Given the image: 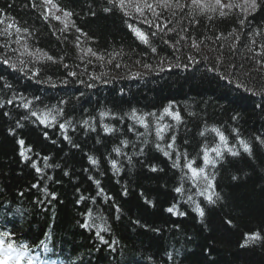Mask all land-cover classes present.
<instances>
[{
    "label": "trees",
    "instance_id": "trees-1",
    "mask_svg": "<svg viewBox=\"0 0 264 264\" xmlns=\"http://www.w3.org/2000/svg\"><path fill=\"white\" fill-rule=\"evenodd\" d=\"M55 2L74 13L75 27L61 32L63 24L45 20L32 0H0V31L9 23L26 30L19 44L14 29L10 39L0 36V45L8 44L0 47V59L7 57L18 68V61H25V71L0 63V103L5 104L0 108V231L12 233L14 245H29L27 251L61 256L55 257L61 264H264V240L241 247L248 234L264 236V147L255 139H264V68L255 63L261 59L255 53L264 51V9L243 26L236 16L209 20L198 15L193 21L189 8H158V20L146 12L149 20L168 26L150 36L153 53L129 25L149 34L156 29L131 9L126 16L118 9L105 13L104 7H111L106 0ZM25 43L29 52L40 50L62 63L22 54ZM87 48L103 59L85 55ZM228 65H243L249 75L237 80ZM241 81L257 94L237 88ZM22 97L33 102L30 110H51L49 126L29 116ZM9 99L13 104L6 103ZM169 105L180 121L164 114ZM133 111L146 119L147 129L131 118ZM165 125L161 140L157 131ZM105 126L115 131L106 133ZM213 128L241 153L225 152L215 167L203 161L204 149L211 159H216L211 148L224 151ZM20 139L31 149L30 161L19 155ZM239 140L252 145L253 156L243 152ZM117 147L120 155L113 151ZM177 161L179 167H173ZM188 161L214 177L216 203L206 198L211 189L199 194L206 183L192 179ZM179 186L183 193L174 191ZM174 204L184 215L167 212ZM197 205L205 211L203 218ZM97 225L108 229L100 235L109 244L100 242Z\"/></svg>",
    "mask_w": 264,
    "mask_h": 264
},
{
    "label": "snow or ice",
    "instance_id": "snow-or-ice-1",
    "mask_svg": "<svg viewBox=\"0 0 264 264\" xmlns=\"http://www.w3.org/2000/svg\"><path fill=\"white\" fill-rule=\"evenodd\" d=\"M107 5H110L111 7H104L103 11L105 13L112 12L113 9H118L121 12L124 13V15H129V10L131 9L134 11L137 15H139L142 18V22L147 24L149 28H155V32L146 33L142 31L140 28L134 27L132 25H129V28L131 29L132 33L138 38V40L144 44L145 46H148L151 48V51L153 53L156 52V48L152 46L150 36H156L159 32L163 31L164 29H167V24H159L155 23L153 20H149L146 16V12L151 13L154 18L157 20L159 19L161 12H158L157 9H161L162 11H167V10H180L183 11L185 8L191 9L189 12V15L192 16L193 21H195L196 16L202 15V16H207L209 20L214 18L215 16H219L220 18H227L229 16H236L237 17V22L243 26L245 22L248 20L250 16H254L257 12H259L261 9H264V0H190V3L188 0H106ZM31 6L36 9L41 10V16L45 19L48 20L49 18L54 19L58 21L59 23L63 24V28L60 30L61 32L66 31L70 26L75 27L74 22L71 21V17L74 15L73 12L67 11L63 8H61L55 0H32ZM61 13V15H56L55 13ZM95 13H93L94 15ZM173 15H175V11L172 12ZM0 23H3V21H0ZM12 29L15 30V33L18 34V38L16 39L15 43L19 44L21 43L19 39V34L21 33H26V30L21 29L19 26H16L15 23H9L6 25L3 31H0V36H3L6 40L10 39L11 36L13 35ZM76 31L80 34V36H86V33L81 32L79 28H76ZM260 32H254V35H260ZM79 40V37L77 38ZM219 39V37H218ZM167 43V41H165ZM177 44L179 41L176 42ZM252 44H256L255 40L251 41ZM77 47H80V44L77 43ZM173 48H176V44L172 45ZM193 48L199 49V44L196 42H193L191 45ZM0 47H8V44L5 43L3 45H0ZM261 49H264V44L260 45ZM178 51V49H176ZM249 52L252 51V48L249 47ZM85 51V55H91V56H96V53L93 51L91 48H87ZM22 54H27L29 56L35 55L37 59L40 57H43L45 60L52 62V63H57L61 61H57L53 56L48 55L47 53H43L40 50H37L36 53L29 52L28 46L25 43L23 45V53ZM255 55L257 57H260L261 59H258L255 61L256 64L260 66V68H264V51H259L256 52ZM97 59H103V57L96 56ZM189 59H193L192 57H189ZM0 63L7 65L9 68L13 69L14 71L19 70V71H25V68L23 65H25L24 60H19L18 63L21 65V67L18 68L17 63L12 62L9 58L5 57L3 59H0ZM119 67V65H116ZM178 67L179 65H175ZM64 67H68L67 64H64ZM145 68H148L151 70V66L149 65H144ZM229 68H234L235 69V78L237 80H240L241 77L249 75V72L244 69L243 65H240L239 67L235 65H228ZM260 68L253 69L254 71H259ZM165 69L163 67L160 68V71H164ZM170 70V69H169ZM214 70V69H210ZM31 71V70H29ZM38 75V71H32V76ZM69 76H76L75 72L69 71L68 72ZM31 78V77H30ZM2 79V77H0ZM229 83H232L231 80H229ZM55 86V85H52ZM237 88H246L247 91L252 92L253 94H257V92L252 89L248 88L242 81L238 82L235 84ZM3 87L5 88H10L11 85L4 83ZM261 92H264V83L261 84ZM36 99H39L38 97ZM21 106L29 111V116L30 117H35L37 121H39L41 124H44L46 127L49 126V116L51 115V110L47 113H38L35 110H30V107L32 105V101L26 100V98H21ZM14 99H9L6 101L7 104H13ZM5 104L0 103V108H3ZM172 106L169 105L168 107L164 108V114L167 116L172 117V119L176 121L181 120V116L178 112L174 113L171 110ZM4 115H8L7 112L4 113ZM105 113H101V116H104ZM150 116H155V113H149ZM29 116L24 117V119H28ZM131 118H133L135 121H138L141 126L145 127L146 129L148 128V123H146V119L143 117H138L136 116L135 111L132 112ZM70 123V122H69ZM87 123V122H85ZM22 125L17 122V127H21ZM168 125H165L162 128H159L157 131V136L162 140L164 137L161 135L165 131L166 128H168ZM60 128L64 129L65 125L60 124ZM93 131L95 130L94 128L92 129ZM104 131L106 133H112L115 131V129L110 128L105 126ZM212 132L216 133V135L219 138V141L222 145H224V151L221 150L219 146L211 148V152L215 153L216 159H211L209 156V150L204 149L203 151V161L206 165H210L212 167H215L217 164L218 160H223L225 156V152H227L229 155L236 157L239 156L241 153L239 151L234 150L231 147H228L229 141L227 137L220 132L218 129H211ZM201 135H204L202 132ZM66 139H69L68 137H65ZM256 141L259 143L261 147H264V139L260 137L255 138ZM175 138L172 137V143H169L167 145L168 148H172L174 144ZM239 144L241 145L243 152L248 154L249 156H253V147L250 145L248 142L244 140H239ZM17 143L21 147V151L19 152L20 157L25 160V161H30L31 158L26 154L27 152H30V148H25V141L20 139L17 141ZM122 144L127 146L126 141H121ZM74 147L76 145H73ZM157 148L160 149V145H157ZM161 151H164L163 149H160ZM113 151L117 154H121V149L119 147L114 148ZM142 151V150H141ZM165 156H170V153L167 151H164ZM45 161H47V157L44 158ZM131 158L129 157V160ZM89 161L92 164H96L97 161L93 157H89ZM194 161H188L185 164V167L191 172L192 174V179H196L198 177L202 178L205 183L206 187L204 190H202L199 194L201 196L205 195V192L209 189L212 190V194L208 195L206 198L208 200L209 204H214L216 203L217 200L220 199L219 195L215 193L214 191V184L212 183V180L214 177H210L205 174V169L203 167H193ZM49 165L45 164V167H48ZM31 167L36 170L37 173H41L42 169L37 166L35 162L31 163ZM112 167L116 168L117 171L119 169L117 168L116 162L113 160L112 161ZM173 167H179V163L174 162ZM153 172H156L158 169L153 166L150 169ZM67 175V173H65ZM233 179H236L234 176ZM97 185H99V181L96 182ZM33 187H37V185H33ZM45 193L47 194V189H44ZM175 192L177 193H183L184 189L182 186L176 187L174 189ZM213 196H215V199H213ZM52 199H55V196H52ZM81 200L84 199L83 196L80 197ZM189 200H192V197H188ZM150 203V202H149ZM196 212L198 215L203 218L205 216V211L200 205L196 206ZM167 212L173 213V214H178V215H184L183 212H179L177 206L174 204L171 207L167 209ZM89 216H91V213L89 212ZM230 224L231 221H228ZM82 227L88 228L91 225L89 223H84L81 225ZM97 236L100 239V242L102 244H109V241L105 240L102 235H100L101 232L108 231L107 228L101 227L97 225ZM264 240V236H262L259 232L248 234L245 237V243L241 245V247H247L248 242H255V241H261ZM13 241V234L8 232V231H0V264H22L24 257L27 253V250L29 248V245L27 244H21L19 248H17ZM111 243H117L116 241H112ZM40 245L44 244V241L41 240L39 241ZM45 251H50V249L47 248L45 245ZM114 250V249H113ZM172 256L169 254V259H171ZM28 264H32V261L29 260ZM54 264V262H53Z\"/></svg>",
    "mask_w": 264,
    "mask_h": 264
},
{
    "label": "bare ground",
    "instance_id": "bare-ground-1",
    "mask_svg": "<svg viewBox=\"0 0 264 264\" xmlns=\"http://www.w3.org/2000/svg\"><path fill=\"white\" fill-rule=\"evenodd\" d=\"M55 252H57L56 249H54ZM49 256H53V257H59V258H62L61 256H58L57 254H48Z\"/></svg>",
    "mask_w": 264,
    "mask_h": 264
},
{
    "label": "rangeland",
    "instance_id": "rangeland-1",
    "mask_svg": "<svg viewBox=\"0 0 264 264\" xmlns=\"http://www.w3.org/2000/svg\"><path fill=\"white\" fill-rule=\"evenodd\" d=\"M55 14L58 15V16L61 15V13H59V12H57V13H55Z\"/></svg>",
    "mask_w": 264,
    "mask_h": 264
}]
</instances>
